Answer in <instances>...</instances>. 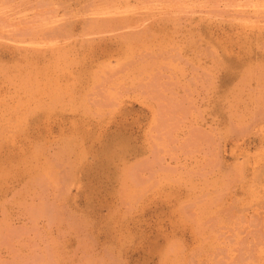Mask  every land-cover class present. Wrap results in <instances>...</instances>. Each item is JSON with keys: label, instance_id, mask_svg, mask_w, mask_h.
<instances>
[{"label": "rangeland", "instance_id": "1", "mask_svg": "<svg viewBox=\"0 0 264 264\" xmlns=\"http://www.w3.org/2000/svg\"><path fill=\"white\" fill-rule=\"evenodd\" d=\"M0 264H264V0H0Z\"/></svg>", "mask_w": 264, "mask_h": 264}]
</instances>
